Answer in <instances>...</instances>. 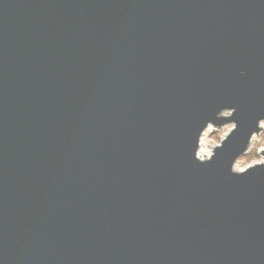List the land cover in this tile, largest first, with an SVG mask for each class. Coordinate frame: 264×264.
<instances>
[{
    "label": "water",
    "instance_id": "95a60500",
    "mask_svg": "<svg viewBox=\"0 0 264 264\" xmlns=\"http://www.w3.org/2000/svg\"><path fill=\"white\" fill-rule=\"evenodd\" d=\"M261 118L264 0H0V264H264Z\"/></svg>",
    "mask_w": 264,
    "mask_h": 264
},
{
    "label": "clouds",
    "instance_id": "9594fccd",
    "mask_svg": "<svg viewBox=\"0 0 264 264\" xmlns=\"http://www.w3.org/2000/svg\"><path fill=\"white\" fill-rule=\"evenodd\" d=\"M222 117L225 118H232L236 113V108L234 107H225L219 110ZM228 119V120H229ZM208 122V121H207ZM205 123L204 126L207 124L208 129L212 124ZM203 126V127H204ZM217 129L221 130L219 134V142L217 143V137L207 140L206 133L203 134L202 138L199 140V143L204 146L205 151L212 150L209 152L208 158H205L204 152L201 153L199 160H195L200 164H206L212 161V157H215L216 152L214 149L219 148L221 149L225 142L238 130V124L235 121L228 122L223 124L222 126L216 127ZM252 144V147L256 149L254 155L259 158L252 159V164L249 168H241L237 171L238 165L235 164L233 167V162L231 163L230 172L234 175H243L247 173L249 170L256 168L257 166H264V156L260 155V152L264 151V118L258 119L255 123V130H253L248 136L247 144L244 149L249 145ZM244 151V150H243ZM242 154V153H241ZM241 154L237 155L234 160H236ZM233 160V161H234Z\"/></svg>",
    "mask_w": 264,
    "mask_h": 264
},
{
    "label": "rangeland",
    "instance_id": "374dc122",
    "mask_svg": "<svg viewBox=\"0 0 264 264\" xmlns=\"http://www.w3.org/2000/svg\"><path fill=\"white\" fill-rule=\"evenodd\" d=\"M206 133V139L207 140H211L215 137H217V143L219 142V134L221 133V130L219 129H216L214 127H210L209 129H207L205 131ZM215 150V149H214ZM212 151V150H208V151H205L204 149V146L200 144V149H199V152H198V157H200L201 153L204 152V155L205 157H207L209 155V152ZM256 149H254L252 147V144L250 145V148L247 152L246 155H244L243 157H241L238 162L236 163V165H238L237 167V171H239L241 168H249L252 164V159L254 158H259L257 156L254 155ZM261 153V152H260ZM262 156V154H260Z\"/></svg>",
    "mask_w": 264,
    "mask_h": 264
},
{
    "label": "bare ground",
    "instance_id": "6f19581e",
    "mask_svg": "<svg viewBox=\"0 0 264 264\" xmlns=\"http://www.w3.org/2000/svg\"><path fill=\"white\" fill-rule=\"evenodd\" d=\"M206 159L208 158V156L207 157H205Z\"/></svg>",
    "mask_w": 264,
    "mask_h": 264
}]
</instances>
